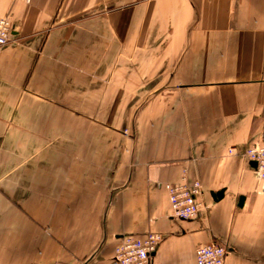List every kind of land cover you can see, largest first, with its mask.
<instances>
[{
  "label": "crops",
  "instance_id": "1",
  "mask_svg": "<svg viewBox=\"0 0 264 264\" xmlns=\"http://www.w3.org/2000/svg\"><path fill=\"white\" fill-rule=\"evenodd\" d=\"M0 17V264H111L149 232V264L211 243L264 264L244 154L264 142V0H0ZM185 181L201 209L178 220L165 185Z\"/></svg>",
  "mask_w": 264,
  "mask_h": 264
},
{
  "label": "built area",
  "instance_id": "2",
  "mask_svg": "<svg viewBox=\"0 0 264 264\" xmlns=\"http://www.w3.org/2000/svg\"><path fill=\"white\" fill-rule=\"evenodd\" d=\"M31 4L35 0H17ZM13 24L9 18L0 17V46L14 42ZM235 148L230 153L234 154ZM245 156L257 164L256 176L264 182V142L254 143L245 151ZM165 189L169 193L171 217L178 220H189L198 216L201 203L199 197L202 194V185L195 181L173 185L166 184ZM163 236L160 233L149 232L143 237L132 235L124 236L117 246L111 264H149ZM196 264H226L228 250L216 243L203 244L196 249Z\"/></svg>",
  "mask_w": 264,
  "mask_h": 264
},
{
  "label": "water",
  "instance_id": "3",
  "mask_svg": "<svg viewBox=\"0 0 264 264\" xmlns=\"http://www.w3.org/2000/svg\"><path fill=\"white\" fill-rule=\"evenodd\" d=\"M251 166L256 168L257 164L255 162H251ZM223 193L224 192L215 193V194H213V198L217 201V200H219V199H221L223 197ZM242 201H243V198H241V202ZM240 205H242V204H240Z\"/></svg>",
  "mask_w": 264,
  "mask_h": 264
}]
</instances>
